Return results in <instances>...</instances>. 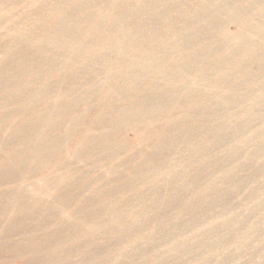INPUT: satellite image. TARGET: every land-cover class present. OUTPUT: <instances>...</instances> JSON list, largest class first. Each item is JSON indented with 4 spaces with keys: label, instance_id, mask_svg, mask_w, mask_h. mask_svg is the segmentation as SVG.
I'll use <instances>...</instances> for the list:
<instances>
[{
    "label": "bare ground",
    "instance_id": "bare-ground-1",
    "mask_svg": "<svg viewBox=\"0 0 264 264\" xmlns=\"http://www.w3.org/2000/svg\"><path fill=\"white\" fill-rule=\"evenodd\" d=\"M51 1L54 6L50 13H46L45 9L36 13L33 27H18V35L14 36L18 46L24 43L25 36L40 30L39 36L21 49L18 69L24 70V73L10 77L18 83V93L23 98L28 94L24 110L18 118V146L26 145L27 149L24 154L8 153L7 156L12 155L10 163H7V156L1 157L0 212L3 199L14 196L15 190H18L20 197L32 188L33 184L21 187L26 178L19 177L45 164V158L50 159L42 166V171L57 172L56 167L62 165L63 182L68 183L71 177H76L75 183L69 185H75L77 190L72 197L71 186L55 185L60 195L58 200L52 199V203L41 208H30L29 212L38 214V209L48 207L44 221L54 212L59 217L64 215L53 231L46 232L41 240L30 242L35 247L31 253L26 244L11 242L18 229L24 225L26 214L20 212L19 205H14L15 198L5 206L3 212L15 225L6 226L0 220V247H3L0 250V264H8L13 258H22L23 264H51L53 259L58 258L64 262L68 258L67 254L75 258L78 239L71 233L78 234L85 224L89 229L85 232L84 254L97 244L90 228L108 237L105 245L109 241L115 245L124 241L130 243L128 237L133 232V223L137 221H140L137 223L139 226L148 224L149 229H152L150 231L161 229L167 230L168 236H180L178 229H167L170 220L165 217L168 215L167 210L177 209L180 214L186 210L183 215L176 216L189 213L195 219L212 205L209 195L213 193L215 182L212 176L218 171L214 165L219 158L213 152L210 157L206 155L207 160L203 161L202 149L207 146L210 149L217 142L219 144V136L229 135L227 131L240 135V138H230L235 146L234 155L227 160L232 161L230 165L238 164L241 168L242 163L237 162L244 158L254 166V176L250 181L257 182L258 176L264 178V0H135L138 1L137 5H132V0H73V5L69 4L71 0ZM160 4L162 8L156 11V5L160 7ZM120 13L125 19L121 27L120 17L115 22ZM158 23L163 25L164 30ZM229 23L237 24L236 33L227 32ZM128 26L133 28V32L130 28L124 29ZM121 32H124L123 37L119 34ZM85 33L86 36L96 34L97 37L87 42L82 37ZM154 41L159 49L183 52L187 56L185 63L174 66L178 69L172 70L171 67L161 66V60L152 62L151 55L155 50L151 48ZM98 42L96 48L90 49V45ZM9 50L10 47H0V60H4ZM130 52L135 53L133 57H127ZM44 61L49 71L45 69ZM66 62L76 67L62 69L61 66ZM0 63L6 71L9 63L13 62ZM219 71H222L219 85L224 83L221 87L226 89L225 93L220 94L216 90L219 86H214L203 95V103L198 105L195 98L201 87L190 79L191 73L199 72L204 80H210ZM151 73L153 75L150 76ZM70 74L77 76L78 81L83 78L81 82L85 86L82 87L81 82L70 85ZM24 76L32 78L30 83L33 87L28 91L20 90ZM212 79L218 82L216 78ZM176 80L179 84L171 85ZM88 85L90 87L87 89ZM165 88L167 92H163ZM241 88H254L256 91L251 107L247 104V95L240 92ZM82 89L85 90L79 92ZM182 96L191 97L193 104L187 113L177 118L170 116L179 107ZM215 101L220 102V106L214 110L211 105ZM246 117L260 121L255 130L248 127L249 124L244 120ZM221 118L225 121L219 123ZM233 120H236V124ZM237 120L240 121L237 123ZM193 122H196V126H193ZM129 128L137 134L133 143L127 141L124 135ZM202 129L208 130L205 139L201 143H193V135ZM256 134L259 140L258 137L255 139ZM241 143L249 144L247 151L242 154L239 153ZM191 144L199 147L195 158L189 163L196 174L183 175L180 182L176 183L177 194L170 200L162 196L148 200L147 193L159 189L157 184L160 182L152 180H169L164 167L174 166L172 159L183 151L185 145ZM3 147L4 140H1L0 150ZM30 153L41 157L39 165L26 159ZM104 161H107L105 168L114 173L115 178L105 181V189L98 192L83 190L90 187L86 183V175L92 177L94 174V171L89 174L86 168ZM11 163L19 166L18 175L12 174L13 180L5 175L15 170L9 168ZM126 174L130 177V187L137 189L135 205L119 200L121 194H126ZM229 174L220 178L226 181ZM95 179L100 181L103 177L97 176ZM180 184L189 187L190 193L186 197L181 195L184 189L178 188ZM41 186L43 192L45 185ZM37 198L40 201L41 195ZM99 199H103L102 202ZM200 201L206 205L200 207ZM262 201L250 209V215H261L260 211L264 209ZM99 203L102 208L98 207ZM134 208L136 210L132 211ZM218 216L212 217L214 222L208 228L211 232L228 224ZM153 217L160 219L154 220ZM127 219L134 220L129 223ZM246 227L251 231L258 226L256 222H251ZM240 232L231 237L232 240L224 238L220 243L228 247L242 239L246 240L247 234L241 229ZM200 234L205 235H197ZM132 241L138 242L139 239L134 237ZM205 241L196 242L205 244ZM63 243H69V246L61 247ZM105 245L98 247L99 254H105ZM212 248V245L207 244V249ZM83 257V264H96L95 257ZM153 258L151 264H162V255ZM197 258L199 262L203 256Z\"/></svg>",
    "mask_w": 264,
    "mask_h": 264
},
{
    "label": "rangeland",
    "instance_id": "rangeland-1",
    "mask_svg": "<svg viewBox=\"0 0 264 264\" xmlns=\"http://www.w3.org/2000/svg\"><path fill=\"white\" fill-rule=\"evenodd\" d=\"M137 2L138 1L132 0L131 4L137 5ZM69 4L73 5L74 1L73 0L69 1ZM160 5H161L160 7L156 5L155 7L156 11L162 8V4ZM53 6L54 3L51 0L49 1L0 0V47H2L3 49L6 47L11 48V50H9V53H7L8 55H6L5 58H3L4 60H0V61H3L5 64L9 62H13V63H9V66L6 71L2 69L3 67L2 63H0V70H2L0 72V84H5L4 87L3 86L0 87V122H1L0 141L4 140V147L0 150V152L2 153L0 155V171L2 169L1 160L3 157L7 156L8 153L15 154L20 152V154H24L25 150L27 149L26 145L18 146V120H20L18 118L19 115L21 114V111L24 110L23 107L26 104L24 103V101L25 99H27L28 94H25V97L23 98L22 95L18 93L20 92L18 91V83L14 82L10 77L24 73V70L18 69L19 66L18 63L19 61H21L19 60L21 58L20 55L21 49L24 45L31 43L34 37L36 38L37 36H39L40 30L38 29L34 30L32 35L25 36L24 38L25 44L24 43L18 44V46L14 42V36L18 35V27H23V28L33 27L35 22L34 15L36 13L37 14L41 13L43 9H45L46 13H50ZM152 12H154V10ZM118 18L121 27L125 24L124 15L120 13V15L115 18V22H117ZM66 23L68 24V21ZM158 26L164 30L162 24L158 23ZM129 28L130 26L124 29L127 30ZM145 29L148 30L150 28H145ZM226 29L228 33L234 34L238 31V26L237 24L229 23L226 26ZM130 30H132L133 32V28H130ZM119 34L121 37L124 36V32H121ZM138 35H143V34L138 33ZM82 37H85L86 41L89 42L91 38L97 37V35L89 34L86 36L85 33V35ZM99 42L93 43L92 46L90 45L91 48L90 47L89 48L90 49L96 48ZM152 44L153 47L151 49L155 50L151 55L152 62L155 63L161 60L159 63L161 66H163L164 68L171 67L172 70L178 69L175 68L174 66L180 63H185L187 56L182 54L183 52L181 53L176 49H172V50H168L166 48L159 49V47L157 48L156 41L152 42ZM57 54L60 55L61 53L57 52ZM134 54H135L134 52H130L127 55V57H133ZM17 58L18 61L16 60ZM44 65L46 66V61H44ZM61 67L62 69H66V68H74L76 66L73 65L71 62H66ZM158 68H154V69L156 70ZM224 68L225 66L222 69ZM45 69L49 71V68L47 66L45 67ZM221 74L222 71H219L214 76H212L210 80H204L203 76L199 72L191 73L190 79L193 80L195 85L201 87V89L198 91L197 98H195V100H197L198 102V105H201L203 103V97H204L203 95L208 91H210V89L213 88L214 86H219L216 88V90L218 89V92L220 94L225 93L226 89L221 87L224 86V83L222 85H219L220 83L219 78L221 77ZM151 75H153V73H151L150 76ZM212 78H216L218 82ZM31 79H32L31 77L24 76V79L22 81L23 84L20 87V90L28 91L29 89H31L33 87V84L30 83ZM68 79L67 80L69 81V84L74 85L77 82L79 84L83 78L82 79L79 78L80 81H78L77 76L70 74ZM178 84L179 82L176 80L171 85L176 86ZM81 86L82 87L85 86L84 82H81ZM89 87H90L89 85L86 86L87 89ZM84 90L85 89H82L79 92H83ZM241 90L240 92H242L244 95H247L245 98L248 106L251 107L256 97V91L254 90V88H241ZM163 92H167L166 88ZM192 104H193V100L191 97L182 96L178 104L179 107H176L170 113V116L177 118L187 113V111L189 110ZM219 106H220V102L215 101L211 105V109L215 110ZM44 107H46V104H44ZM244 120L249 124L248 127H250L251 130H255V127H258V125L260 124V121L255 120L254 117H246ZM224 121L225 120L221 118L219 119L218 122L221 123ZM239 121L240 120H237V123ZM232 122L236 124V120H233ZM20 123L21 122L19 121V124ZM192 124L193 126H196V122H193ZM206 131L208 130L202 129L197 131V133L193 135L194 138L192 139V142L201 143L205 139ZM227 132H230L231 135L225 134L223 137L219 136L218 139L219 144L217 142L215 145L210 146V149L208 148V146L202 149V152L204 153L201 155L203 156V161L207 160L206 155H209L210 157V155L213 152H216L214 153V156L219 158L218 161L216 160L217 163L214 165V168L215 169L217 168L218 171H215V174L212 176V181L215 182L213 193L210 190H208L211 192L209 197L213 201L212 205L210 207L205 208L202 212H200L199 216H197V218L195 219L194 216L192 215L190 216L189 213L180 217L176 216V214L183 215L185 212H187L186 210H182L185 211L183 214H180V212H178L177 209L167 210L168 215L165 217L170 219L168 223L169 227L167 229H169V231L171 228H174V230L178 229V231L180 232V236H168L166 235V233H168L167 230L164 231L159 229L155 231L154 230L150 231L152 229H149L150 227L148 224L146 226H144V224L142 226H139L137 225V223H139L140 221L139 222L137 221L133 223V232L128 237L130 238V243L124 241L122 244L120 242L119 244L115 245L114 242L109 241L105 245V242L107 241L108 237L99 235L98 230L96 229L93 230L92 228H90V230L93 231L94 233V237L97 244L94 247V249H90L86 254H84L82 252L84 251L85 232L89 229L88 226L85 224L86 226L84 225L79 230L78 234L71 233L73 237L78 239L75 248V258H73L71 254H67L68 258L67 259L65 258L64 262L59 261L60 259L58 258L56 260L53 259V261H51V264H83L85 263L83 255H91L95 257L96 264H103V263L104 264H151V261L154 259L153 257L157 255L163 256L162 264H180V263L181 264H196V263L235 264V262L236 264H244V263L246 264L247 262L248 264H264V226H263L264 209L260 211L261 215H258V217L254 214L252 215L249 214L251 213L250 209L255 204L261 203L263 202L262 200H264V178L258 176L259 178L257 182L254 183L251 182L250 180H252L254 176V172H253L254 166L244 158H242V160L237 162V163H242L241 168H239L240 165L238 164L237 166H235L234 163L230 165L232 161H227V160L231 155H234L235 152L234 143L232 142V140H230V138L233 139H236L237 137L240 138V135L238 132L235 134L231 133V131H227ZM124 135L126 140L132 143L135 142L137 139L136 132L131 128H129ZM257 137L258 136L256 134L255 139H257ZM194 145L195 144L185 145L182 148L183 151H181L174 159H172L174 166L164 167V172L165 174L168 175L169 180H164L162 178H160L162 181L160 179L152 180V181L160 182L159 184H157L159 186V189L156 192L147 193L146 196H148V200L150 198H157L158 196H162L164 199L170 200L173 196L177 194L176 183L178 181L180 182L182 176L196 174V172H194V168L189 166V163L191 162V160L195 158V154L199 150V147ZM248 146L249 144L241 143L239 147V153L242 154L243 152L247 151ZM11 156L12 155L7 156V163L8 162L10 163ZM27 158L28 161L31 160L34 165H39L38 161L41 159V157L39 156L37 157V155H34L32 153L27 154L26 159ZM49 159L45 158L46 163L49 161ZM106 162L107 161L98 164L96 163L86 168L89 174L91 171H94V174L92 175V177L90 176L87 177L86 175L85 177L86 183L90 185V187L83 188V190L98 192L99 190L105 189L106 187L104 186L105 181L107 182L115 178V175H113L114 173L112 174L110 170L105 168ZM45 164L39 165L38 168H36L33 172L29 174L24 173L19 177V179L26 178V182L21 183V187L25 186V184L26 185L33 184L32 188H29V190L26 193L19 195L20 197H18L19 194L18 190L17 191L15 190L14 196L5 198L1 202L2 209L0 212V220L5 222L6 226L15 225V223H12V220H10L9 216L3 212L4 207L11 204L14 198H15L14 205L15 206L19 205L20 212L23 211V213L26 214L24 225L18 229V233L11 239V242L17 244H26L27 246H29L30 253L33 252L35 248L34 244H30V242L32 240L35 241L41 240L46 232H51L55 229V225L57 224L58 221H60V219H64L63 218L64 215H61L59 217V215L56 214L57 212H54L53 215L54 217L48 216V219L44 221V218L47 215L46 210L48 207L44 209H38V212L41 213V215L39 213L33 214L32 212H29L30 208L32 206L36 208H41L42 205L48 204L52 199L58 200L60 195L57 193V190L54 187L55 185L65 184L66 186H71L72 188L70 189H71L72 197L74 195V192L77 190L75 188V185H69L71 183H75L76 177H71L68 183L63 182L61 178V176H63L64 174V172L62 171L63 169L62 165H60V168L56 167L57 172L52 170L50 171L47 170L44 172V170L42 171V166H44ZM168 165H170V161ZM10 167H13L15 170L11 171L10 173H6L5 175H7V178H9V180H13L12 174L18 175L19 166H16L15 164L11 163L9 168ZM227 173L229 175L226 181L220 178L221 176L222 178L227 177ZM97 176H102L103 179L98 181L95 179ZM124 182H127L125 188L126 194L125 195L121 194L119 200L120 201L125 200L129 202V205L132 204L135 205L134 201L138 196L137 189L130 187L129 184L130 177L127 174L124 178ZM41 184L45 185V189L43 192H42L43 187L41 186ZM180 187L184 189L183 191L184 193H182L181 195L183 196L185 195L184 197H186V195L190 193L188 191L189 189L188 185L180 184L178 188ZM261 188L263 189L261 190ZM258 189L260 192L258 191ZM38 195H41L40 201H38L39 199L37 198ZM184 197H182V199H185ZM248 198H250V200H248ZM102 200L103 199H99L98 201L102 202ZM59 202L62 201L60 200ZM204 203L205 202L200 201L199 203L200 207L206 205ZM93 204H94L93 206L96 207L94 202ZM101 205L102 204L99 203L98 207L102 208L103 206ZM135 210L136 208H134L132 211ZM14 214L18 215V213H14ZM50 214L52 215L53 213ZM215 216H218L221 220H223L228 224L225 227L220 226L216 228V230L211 232V230H209L208 228H210V225L213 224L214 218L212 219V217ZM154 218L155 217H153V219ZM156 218L160 219V217H156ZM85 219L87 220V216H85ZM127 220L129 223H132L134 219L133 220L127 219ZM251 222L252 223L256 222L259 228L255 227V229L249 231L248 227L246 226L250 225ZM240 227H246V228H240ZM29 229H34V231L27 232ZM240 229L241 231L244 230L245 235L247 234L246 240L242 239L239 243H232L233 246L229 245L228 247L226 246L223 247V243L220 242L224 238L228 240L231 239V237L236 235L237 232H240ZM199 233H205V235L203 234L197 235ZM134 237L138 238L139 241L138 242L132 241ZM198 240L199 241L206 240L207 241V242L205 241L206 245L202 242H196ZM207 244L212 245L213 248L210 250L207 249ZM101 245H105L104 250L105 249L106 250L104 252L105 253L104 255L99 254L98 247H101ZM60 246L67 248L69 246V243H63L60 244ZM227 248L228 250H226ZM2 249L3 247H0V250ZM204 250H207V252H205ZM256 253H258V256ZM197 256L200 257L203 256V258H200L198 262ZM43 261L47 263V261L45 260ZM44 262H40V263H44ZM8 264H23V260L22 258H13L9 261Z\"/></svg>",
    "mask_w": 264,
    "mask_h": 264
}]
</instances>
